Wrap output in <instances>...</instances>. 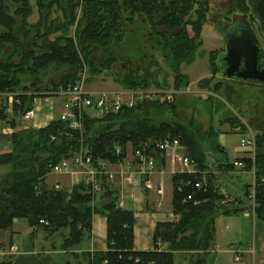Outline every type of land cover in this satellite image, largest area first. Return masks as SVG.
<instances>
[{
    "label": "trees",
    "instance_id": "1",
    "mask_svg": "<svg viewBox=\"0 0 264 264\" xmlns=\"http://www.w3.org/2000/svg\"><path fill=\"white\" fill-rule=\"evenodd\" d=\"M10 3H19L20 6L11 7ZM35 4L39 12L38 20L36 23H28L26 18L32 9L29 0H0V46L9 42L17 47L14 50H22L19 61L14 63L10 61L14 50L6 58H2L0 47V93L14 90L19 83L23 85L24 92L29 91L27 83L30 86L35 85L34 80L40 76V70L50 63L70 64L77 68L82 60H86L90 68L89 56H92L93 51L124 40L125 21H132L134 16L137 19L133 24L138 25L135 27L138 34L146 35L137 38L138 45L135 48L145 47L146 39L152 42L151 48L153 44L167 59L174 74L176 89L189 84L186 75L179 73V68L183 62L193 60L201 43L199 35L206 15L199 14V1L82 0L79 3V0H67L65 8L68 11V23H72L76 7L81 12L74 37L50 40L46 38L47 31L45 37L42 36L43 43L38 45L34 42L27 48L26 45L32 38L26 45L23 44L14 32L16 27L18 24L24 27L22 38H29V31L33 28L37 30V34L32 37H39L40 27L55 22H47L46 18L50 9L59 5V0H35ZM45 12L46 16L43 15ZM190 12H194L196 18L190 19ZM188 27L192 34L188 33ZM139 57L142 59L146 56L142 54ZM107 59L109 61L100 63L101 67L97 72L109 69L111 62L115 60ZM211 64L215 73L217 68L213 69L214 61ZM92 71L96 72L95 69ZM147 72L150 75L148 70ZM76 74L77 71L63 74L60 81L52 84V87L56 89L58 86L74 83L77 80ZM24 75L28 79L26 83H21ZM147 76L142 75L140 79L131 74L124 78L123 88L144 89ZM212 76L201 80L200 87L209 86L213 91L219 88L221 82L215 84ZM37 91L38 89L35 92ZM32 94L33 92H29L15 97L20 102L12 105V117L15 118L17 110L23 115L31 108L34 98ZM162 109L175 114L174 101H143L134 107H123L117 113H109L100 118L86 115L80 130L70 129L67 122L57 118L45 126L23 130H15L16 125L11 121L9 126L14 129L8 154L11 167L0 176V229H10L13 219L25 218L29 226L40 227L47 239L53 234L55 237L58 233L61 234L58 246L68 249L77 247L81 241L90 238L91 217L94 213H101L106 217L107 249L76 254L86 264H212L215 255V219L218 214H230L247 208L245 199L250 183H245L243 194L241 197L238 195L240 204L243 205L219 210L215 200L220 197L223 176L213 170H221L223 165L230 168V164L226 161L216 162L210 168L206 164V154L200 142V128L194 127L192 120L188 125H183L172 115L169 116L171 120L156 124L155 118L149 114L151 111L156 114ZM7 114L9 113L5 104L0 106V120L7 118ZM225 120L230 122L227 118ZM233 120L231 124L235 123ZM166 136L180 139L195 163V170L178 171L171 175V211L176 219L156 223L152 238L153 248L150 250L133 249V212L117 206V187L103 181L101 191L92 195L90 189L83 184L74 185L68 192L56 190L45 182L47 162L57 163L62 158H68L82 146L94 158L117 163L126 157L127 144L135 149L146 140L154 141ZM114 144L120 145L119 154H115ZM152 153L157 164L164 163L160 150ZM254 165V214L264 223V186L260 181V177L264 176V129L255 134ZM204 171L207 183L205 186H197V183L202 182L201 172Z\"/></svg>",
    "mask_w": 264,
    "mask_h": 264
},
{
    "label": "rangeland",
    "instance_id": "2",
    "mask_svg": "<svg viewBox=\"0 0 264 264\" xmlns=\"http://www.w3.org/2000/svg\"><path fill=\"white\" fill-rule=\"evenodd\" d=\"M194 1L200 2L201 11L199 14L206 15V21L201 26L199 35L201 43L197 51L195 52L193 60L189 62H183L179 68V73L181 72L182 75L184 73L187 74L188 77L186 76V79H188L189 81L188 85L185 86L182 84L183 86H181V88L178 87L179 89H176L177 87L175 86L173 77L174 74L168 65L167 59L164 58L162 54L158 50H156V48H154L153 44V48H151L150 44L152 42L150 43V41H147L146 39L145 41L147 43L145 44V47H141V49L135 48L138 45L137 38L145 37L146 35L142 36V34H138L137 29L135 28L138 25L133 24V22H135V19H137L134 16L132 21H125L126 24L124 25V27L126 29V33L124 36V40H122L121 42L114 43L110 45V47H98L97 50L93 51L92 56H89V61L91 63L90 68V65L87 64L86 60H82L81 65L77 68L75 65L70 64L50 63L44 69L40 70V76H37L38 78L34 80L36 82L35 85L30 86V83H27V89L29 91L24 92L23 85L19 83L18 86L14 88V90L9 92H2L0 94V106L4 105V93H11V95L13 94L17 96L19 94L23 95L28 94L29 92H33L32 95L35 97L36 95H38L39 92H44L48 90V88L52 86V84L58 83L63 74L69 72L77 71V80H83L85 88L91 90L120 89L123 87V81L125 77L130 76L131 74H135L141 79L142 75L143 77L148 75L146 78L147 85H145L144 89L156 88V90L177 91L174 99L175 114H171V112L167 109H162L156 114L154 113V111L150 112L149 116L155 118L156 124L160 123V121H166L168 119L171 120L169 116L172 115L173 117H176V119L180 123H183V125H188V122L192 120L194 123V127L200 128V134H204L205 131H209L212 129V133L210 135L209 133L206 134L205 137V140L207 141L206 143L209 144V148H207V146L204 147L206 154V164L210 168H213L215 166V163L220 160H231L233 156V146L235 144H238L241 136H239V133H224L225 148L224 153H222V151H219L217 149L218 145L220 147L222 145H220V143H222V140L220 138V133L218 132V130L222 127L223 124H225V131H231L230 128L233 129L235 127H239L238 132H242V134L248 133L247 128H250L254 134L261 133L264 129V84L258 83L257 81L251 82L234 79L227 80L226 78H223L222 75H220V73H218L217 71L214 73V71L212 70L211 63L212 61H214L213 69H215L217 66V58L220 53L224 50V42L219 33V26L222 24V21L224 22V20L230 21L231 19L241 17V20L246 21L251 27H253V29L261 40L262 46H264V34L262 32L260 22L258 21L254 11L250 7L248 0ZM31 2L33 3L34 11L31 15L29 14L30 16L28 15V21L30 23H36L38 20L39 12L37 10L35 0H31ZM81 2L82 0H79V3ZM9 5L15 8L20 6L19 3H10ZM66 5L67 0H59V5L53 6L50 9V13L47 16L46 21L50 22L51 20H55V22H50L48 26L45 25L40 27L39 37H32L34 34L35 36L37 34V30L35 28H33L35 33L33 30H31V32L29 31V38H22L24 27L17 28L14 32L25 45L26 43H28L29 39L32 38L31 42L26 45L27 48H30L29 44H33L34 42H37L38 45H40L41 42L43 43L42 36L45 37V33L47 31L48 33H46V38L50 40L66 38L69 36L74 37L76 26L77 24H79V20L81 17V12L79 7L75 8L74 17L72 23L70 24L68 23L69 16L68 11L65 8ZM43 15L46 16V12L43 13ZM238 15L239 17H236ZM195 16L196 15L194 14V12H190V19L196 18ZM143 23L145 22L143 21ZM82 24L83 22L80 23V27L82 26ZM18 26L21 25L18 24ZM187 30L189 34H192L190 27H188ZM0 47H2V58H6L9 53L13 52L14 48H17L13 45V43L9 42L2 43ZM21 51L22 50L20 49L14 50L10 61L14 63L18 62L21 56ZM142 54H145L146 57H143L141 59V57L139 56ZM107 58L115 59L112 62L110 61V68L97 72L99 71V67H101L100 63L109 61V59ZM92 69H95L96 72H93ZM147 70L150 72V75ZM209 73L213 74L212 77L214 78V83L221 82L219 88L214 91L210 89L209 86H207L206 88L200 87L201 80L209 78ZM27 79L28 78L25 75L22 76L21 83H26ZM227 83L231 85L228 86V92L230 93L229 95L226 94L224 91L226 89L225 87ZM37 89L38 91L35 92ZM49 97H51V94H43L41 99L44 100ZM59 99L62 102L61 96H59ZM228 99L231 100V102ZM27 101H29V97H27ZM40 102L41 101H39V104ZM46 105L47 104L44 103V108ZM59 109H62V106ZM18 111L19 110L15 112V118L12 117V111L7 114V118L0 121L4 124V126L9 125L11 121H14L16 125L15 130L31 128L24 126V123L29 124V122H27L28 120H23L21 112ZM226 118L229 119L230 122H232V120L234 119L233 121L236 122V124L230 125L229 122H222ZM201 139L203 138L201 137ZM57 177L58 178L54 177L52 174L47 175L45 177L46 184L51 185L54 181H59L62 184L68 183L67 178L60 176ZM232 181H234V183ZM249 181L250 178L246 176L237 178L236 175H233L230 180L224 179L223 182L222 179L223 185L221 186V188L228 191L230 194H233L235 192V195L239 202L241 194H243V185ZM238 195L240 197H238ZM245 201L247 207L246 209H248L249 206L247 197ZM238 202L236 203L237 205L232 204V207H239L240 205L238 204ZM218 208L220 210L221 207L218 206ZM218 216L219 219L216 240L218 242L219 247L233 246L232 248L235 249L234 246L238 247L240 243L245 245L251 244L253 242V236H251L253 230L252 220H250L251 217H249L247 220L240 219L238 218L242 216V213L240 212L232 215L218 214L217 217ZM236 220H239L241 223L243 222V225L240 228V232H237L233 226ZM227 225L231 228H227ZM28 227L29 224L27 219L20 218L14 220L11 225V228L17 229V231L20 233V237H15L14 240L17 241V239H22L26 245H33L35 243L40 244L39 241L33 240L32 234H28ZM236 233L241 234L239 237L244 239L238 240ZM40 234H42V232ZM14 235L18 234L16 233ZM60 236L61 234L59 233L56 237L55 234H53L51 236H48L49 240H43L42 243H46L47 246L51 248H54V245L55 248H58V245L61 240ZM67 255L68 254H64L63 260L59 259V262L61 264L67 263ZM68 257L70 262L75 261L71 253H69Z\"/></svg>",
    "mask_w": 264,
    "mask_h": 264
},
{
    "label": "crops",
    "instance_id": "3",
    "mask_svg": "<svg viewBox=\"0 0 264 264\" xmlns=\"http://www.w3.org/2000/svg\"><path fill=\"white\" fill-rule=\"evenodd\" d=\"M29 2L32 8L30 13L31 15L32 12L34 11L33 3L31 2V0H29ZM29 16H27L26 18L28 23H30L28 21ZM17 20H20V18L17 17ZM20 27L23 26H17L16 29ZM184 74L187 76L186 73ZM208 76L211 77L212 74L209 73ZM147 90L163 91V90H156V88L147 89ZM39 101H41L40 104L38 103ZM3 103L5 104V98H3ZM37 103L38 104L35 108L36 110L35 116L27 121L29 122V124H25L23 122L25 127L38 128L45 126L51 120H53L56 117V114L61 110L59 109L61 108V101L59 99V96L49 97L44 100L38 98ZM44 103L47 104L45 108H44ZM222 122H229V121L224 120ZM229 124L235 125L236 122L234 124H231V122H229ZM225 129H226L225 124H223L222 127L218 130V132L220 133V138L222 140V143H220V145L222 144L221 145L222 148L219 146L217 147V149L219 151H222V153H224V148H225L224 133H229V132L239 133V136H241L242 134V132H238L239 127H235L233 129L230 128L231 131H225ZM13 130L14 129L11 128L9 125L4 126V124L0 121V176H2L4 173L9 171L11 167L10 156L8 154L10 153L11 133ZM208 133L210 135L212 133V129L209 131H205L204 134L203 133L201 134V137L203 139H200V142L202 144L203 150L204 147L206 146L207 148H209V144H207L206 143L207 141L205 140L206 134ZM131 149L132 148L130 144H127V155L122 162H124L126 158L130 156ZM162 156L164 157L163 158L164 163L163 164L158 163L156 166V171L152 176V181H153L152 188L150 189L145 188L141 184H137V185L122 184L118 179H116L113 183V186L117 187L119 190L118 192L119 198L117 201V206L123 209L132 210L133 212V249L135 250L152 249L153 248L152 238L156 223L164 222V221H173L176 219V217L173 215L171 211V198H172V189H173L171 182V175L174 172H178V171L180 172V170L178 169L181 166L178 163H175L173 165L169 157H166L164 154H162ZM245 156H246V151L243 147L239 145L238 142V144H235L233 146L232 159L224 160L230 164V168H227L226 166L223 165L221 170L214 169L213 171L215 173L220 172L222 174L223 182L224 179L230 180V178L233 175H236L237 178L242 176H246L249 178V176L246 174L239 175L238 173H235L234 167L231 164V162L235 158L240 159ZM222 161L223 160H220L218 162H222ZM194 170H195V164H194ZM204 172H205V185H206L207 183L206 171ZM53 176L58 178L56 175ZM232 182L234 183V181ZM159 189H161L162 192H159L158 191ZM239 212L242 213L241 217L237 216L240 219L247 220L249 217H251L250 220H252V228H253L251 236H253V242L251 244H245V245L240 243L238 247L234 246L235 249L232 248L233 246L219 247L218 242L216 240L219 216L216 217L215 236H214V244H213V251L215 252V256L213 258L212 264H264V223L260 219H258L255 216V214L249 212L248 209L230 213L228 215L237 214ZM16 219H20V218L13 219V222ZM242 223L239 220H236L235 224L233 225L237 232H240L241 230L240 228L243 225ZM226 227L231 228L228 225ZM41 232L42 234H40ZM106 232H107L106 217L101 213H94L91 217L90 238L81 241L77 247L68 248V249H61L59 248V246L58 248H55V245L53 246L54 248H51L48 247L46 243H42L43 240L47 241L49 240V238L47 239L46 234H44V231L40 227H31V226L28 227V234L33 235V240L40 242V244L35 243L33 245H26L22 239H17V241H15L14 240L15 237L17 238L20 237V233L17 231V229L14 228L5 229V230L0 229V246L6 248L10 244L16 245V252L14 254L0 255V262H2L1 264H61L59 262V259L63 260L64 254H68L67 263H62V264H86L84 261H82L80 256L76 257L77 256L76 254H79L81 252L92 253L98 250H106L107 249ZM16 233L19 236L14 235ZM236 235L238 240L244 239L239 237L241 234L236 233ZM69 253L72 254L75 261L70 262L68 257Z\"/></svg>",
    "mask_w": 264,
    "mask_h": 264
},
{
    "label": "built area",
    "instance_id": "4",
    "mask_svg": "<svg viewBox=\"0 0 264 264\" xmlns=\"http://www.w3.org/2000/svg\"><path fill=\"white\" fill-rule=\"evenodd\" d=\"M177 91H152L141 88H120L116 90H91L84 86L83 80H76L67 86H58L54 89L52 86L44 92H39L33 98L31 108L25 111L22 119L29 120L35 116L37 99L42 94H51V97L61 96L62 109L57 114V119L67 122L70 129L80 130L84 116L103 117L109 113H117L123 107H134L143 101H157L158 103H171L175 99ZM42 95V96H41ZM6 98L5 107L7 113L12 112V105L19 103V99L11 93H4ZM37 98V99H36ZM36 99V100H35ZM248 133L241 134L239 145L246 151L243 158H235L231 164L234 172L246 174L250 178V187L247 195L248 210L254 214V186L256 184V173L254 165L255 157V134L248 128ZM54 138V137H52ZM160 150L162 154L169 157L173 165L178 163L180 171L194 170V161L187 154L186 147L181 143L178 137L166 136L163 139L146 140L140 147L131 149L130 156L124 162L120 161L115 164L101 159L94 158L90 151L82 146L80 150L68 158H62L57 163L47 162L45 168L46 175H56L67 178L66 185L59 181H54L51 186L56 190L71 191L72 187L77 184L87 186L92 195L101 191L103 181L109 184L118 179L122 184H141L145 188H152V176L156 171L157 162L152 152ZM152 151V152H151ZM115 154L121 152V147L114 144ZM249 160L250 162H248ZM176 170V169H175ZM202 182L197 186H205V172H201ZM264 186V176L260 177ZM162 192L161 189L158 190ZM220 197L215 203L221 208L237 205L238 202L235 193L230 194L228 191L219 189ZM241 201L239 200L238 204ZM243 205V204H240ZM42 222V220H41ZM46 224V222H44ZM16 252V245L10 244L6 248L0 246V255H9Z\"/></svg>",
    "mask_w": 264,
    "mask_h": 264
},
{
    "label": "water",
    "instance_id": "5",
    "mask_svg": "<svg viewBox=\"0 0 264 264\" xmlns=\"http://www.w3.org/2000/svg\"><path fill=\"white\" fill-rule=\"evenodd\" d=\"M220 32L226 45V51L217 59L222 64L219 68L222 77L227 80L257 81L264 84V67L259 65V58L264 59V55L256 36L250 31V36L245 37V40L237 37L230 40L223 30Z\"/></svg>",
    "mask_w": 264,
    "mask_h": 264
},
{
    "label": "flooded vegetation",
    "instance_id": "6",
    "mask_svg": "<svg viewBox=\"0 0 264 264\" xmlns=\"http://www.w3.org/2000/svg\"><path fill=\"white\" fill-rule=\"evenodd\" d=\"M248 2H249L250 7L252 8V10L254 11L258 21L260 22V25H261V28H262V32L264 34V0H248ZM236 17H239V15L236 16ZM221 23L222 24L219 26V33L221 35V38H222L223 42H224V37H223L222 33L220 32L221 30H223L224 33L227 34V37L230 40H234L233 37L243 38L245 40V37H249L250 33L252 32L256 36V38L258 40V43H259V45L261 47V50L263 52V55H264V46H262L259 36L255 32L253 27H251L246 21L241 20V17L240 18H236V19H231L230 21L229 20H224V22L222 21ZM225 46L226 45H225V42H224V50L221 52V54L226 51L225 50ZM216 65H217L216 66L217 72L220 73L219 72V68L222 66V64L221 63L219 64L216 61ZM259 65H260L261 68L264 67V59L263 58H259ZM220 75H221V73H220ZM234 80H238V79H234ZM240 81H242V80H240ZM258 83H261V82H258ZM227 84H226V87H225L226 89L224 88L225 89L224 91H225L226 94L229 95L230 93L228 92L229 91L228 85H230V84H228V85Z\"/></svg>",
    "mask_w": 264,
    "mask_h": 264
}]
</instances>
